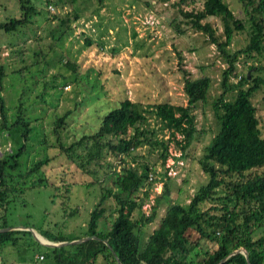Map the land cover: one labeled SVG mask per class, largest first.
<instances>
[{"label": "rangeland", "instance_id": "1", "mask_svg": "<svg viewBox=\"0 0 264 264\" xmlns=\"http://www.w3.org/2000/svg\"><path fill=\"white\" fill-rule=\"evenodd\" d=\"M46 1L31 0L39 11L31 23L16 32L0 30L1 61L5 64L1 95L8 119L12 120L16 106L21 103L24 116L30 120L26 149L18 157L19 165L9 175L10 185L15 188L4 205L8 227H13L15 234L11 242L0 246V264H60L56 259L58 254H62L65 264H68L67 258L76 252L74 245L55 250L38 243L33 234L44 242L46 240L40 234L67 240L87 236L90 212L99 201L102 185H110L109 175L104 170L99 175L84 174L64 155H57L52 127L55 118L67 109L73 111L61 132L66 144L83 133L94 132L103 114L117 106V101L124 97L142 104L163 101L185 104L177 52L182 55L184 66L193 78L208 76L211 79L206 101L198 102L193 111L198 132L186 155H180L173 143L169 146L174 161L172 175H165L166 169L156 161V152H150L146 146L133 153L136 161L147 160L156 166L151 197L161 192L164 184L170 188L156 220L141 229V248L167 206L173 202L187 203L207 182L208 177L197 159L219 129L212 102L222 91L221 74L226 63L207 35L194 29L191 22L181 15L177 5L179 0H104L101 6L95 1L79 0L75 6L80 9L81 17L73 21L62 35L63 25L53 19L52 14L61 8L69 11L72 5L65 2L59 7L51 2L54 11ZM222 1L235 17L244 22V29L234 33L229 46L230 51H235L247 43L251 25L239 0ZM188 3L181 7L188 11L201 9V0ZM20 16L18 0H0V23ZM208 21L216 28V34L222 37L221 20L212 17ZM87 38L91 45L86 44ZM41 49L46 54L47 66L38 64L19 70L33 62L36 59L34 53ZM254 56L248 59L239 56L237 75L230 78L231 82L238 81L248 72L255 73L248 69L251 64L264 66V53L263 56ZM66 61L73 63L75 69L66 66ZM21 93L23 99L19 101ZM233 95V92L227 93L228 98ZM251 101L264 134V85L253 93ZM147 115L145 127L155 129L160 137L166 134L165 129L160 130L158 119L152 114ZM20 133V128H14L0 134V154L20 146ZM46 157L53 159L39 171L25 175L26 166ZM117 159H108L116 169ZM259 171H264V167ZM89 181L92 182L89 184ZM159 182H162L161 186ZM104 206V218L98 222L100 230L109 226L108 221L115 214L116 205L111 197L105 200ZM139 215L137 211L133 213L136 219ZM256 235H264V228ZM212 248L211 242L201 240L198 247H191L187 260L190 264H199L205 251ZM40 255L44 258L39 259ZM75 258L80 260L81 256ZM95 260L94 264H107L100 255Z\"/></svg>", "mask_w": 264, "mask_h": 264}, {"label": "trees", "instance_id": "2", "mask_svg": "<svg viewBox=\"0 0 264 264\" xmlns=\"http://www.w3.org/2000/svg\"><path fill=\"white\" fill-rule=\"evenodd\" d=\"M77 1L79 0L46 1L53 10L55 7L50 5L51 2L59 7L65 2L72 5L69 11L61 8L52 14V18L63 25L60 35L81 17L80 9L75 6ZM82 1H95L101 6L104 0ZM195 1L197 0H179V11L194 29L207 35L226 63L221 74L222 91L212 102L219 129L197 159L201 170L208 177L207 182L196 190L187 203L173 202L168 205L144 247H140L142 227L156 220L162 202L170 194V188L164 184L162 191L154 196L148 213H145L142 207L148 202L156 181V178L148 181V174L153 172L156 175V166H152L147 160L136 161L133 153L146 146L150 152H156V161L164 166L169 156V146L173 143L180 155L185 156L198 132L193 111L198 102L206 101L211 83L208 76L193 78L185 68L180 52H177V63L186 97L185 104L168 101L142 104L124 97L117 101V106L103 114L94 132L83 133L66 144L61 132L67 126V118L73 111L67 109L55 118L52 127L58 148L57 155H64L84 174L99 175L104 170L110 179L109 186L102 185L99 201L90 212L86 234L107 240L109 246L94 239L76 244V252L67 258L70 260L68 264H94L98 255L107 264H117L113 252L122 264H190L187 255L191 247L200 245L201 240L211 242L213 248L205 251L199 264H217L238 248L246 250L250 264H264V235H256L264 228V171H259L264 167V134L260 129L256 107L251 101L253 93L264 85V71L261 74L264 66L251 64L248 69L255 73H250L249 78L244 74L238 81H230L232 76L237 75L236 62L239 56L243 55L247 59L255 57L254 55L263 56L264 0H239L251 30L247 43L235 51H230L229 46L234 33L244 29V22L235 17L222 0H201L199 10L188 11L181 7ZM18 2L21 16L0 23V30L16 32L31 23L32 17L39 13L31 0ZM212 17L221 20L222 37L216 34V28L208 21ZM86 44L91 45L92 42L87 38ZM1 52L0 46V134L20 128L22 138V143L16 150L10 148L0 154V228H5L9 224L4 203L15 188L10 185L9 175L19 165L18 157L26 149L30 120L24 116L21 103L16 106L12 120L8 119L1 95L5 76ZM34 54L36 59L19 70L49 64L45 61L46 54L42 49ZM42 58L44 62H41ZM65 65L75 69L74 64L69 61ZM228 92L234 93L232 98L227 97ZM22 93L19 101L23 99ZM147 114L158 119L160 130L165 129L164 133L167 135L160 137L155 129L145 127ZM109 157L118 158V169L108 160ZM52 159L46 157L26 166L25 175L39 171ZM109 197L115 202V214L108 221L109 226L100 230L98 222L104 218V203ZM136 211L140 214L138 219L133 217ZM14 232H0V246L11 242ZM40 235L52 241L67 240L59 236ZM54 249L64 250V247ZM75 256H81V259L76 260ZM56 259L60 264H65L62 254L56 255ZM221 264H247V260L242 253H235Z\"/></svg>", "mask_w": 264, "mask_h": 264}, {"label": "water", "instance_id": "3", "mask_svg": "<svg viewBox=\"0 0 264 264\" xmlns=\"http://www.w3.org/2000/svg\"><path fill=\"white\" fill-rule=\"evenodd\" d=\"M249 74H250V72H248V78H249ZM12 228H13V227L0 228V232H2V231L12 230ZM28 230L31 231V229H28ZM32 233H33V232H32ZM36 233H37V232H36ZM33 237L35 238V240H36L38 243H40V244H42V245H45V246H48V247H54V248H55V247H64V246H67V245H76V244L83 243V242H85V241H89V240H92V239H94V240H98V241H102V242L105 243L107 246H109L107 240L102 239V238L97 237V236H94V235H88V236H85V237H83V238L76 239V240H65V241H52V240H49V239H46V238H45V239H46L45 242L41 241V240H40L35 234H33ZM112 252H113V251H112ZM235 253H242V254L245 256L246 260H247V264H250V263H249V260H248L247 252H246V250H245L244 248H238V249H235V250L231 251L230 253H228L227 256H225L224 258H222V259L220 260V262H218L217 264H221V263H223V262H224L229 256H231V255H233V254H235ZM113 254H114V258H115L117 264H122V263L120 262V260L118 259L117 255H116L114 252H113Z\"/></svg>", "mask_w": 264, "mask_h": 264}, {"label": "built area", "instance_id": "4", "mask_svg": "<svg viewBox=\"0 0 264 264\" xmlns=\"http://www.w3.org/2000/svg\"><path fill=\"white\" fill-rule=\"evenodd\" d=\"M51 8V7H50ZM52 9V8H51ZM53 10V9H52ZM66 87H69V86H66ZM65 87V88H66ZM170 148V147H169ZM173 153L170 151V149H169V156L166 158V161H165V164H164V168L166 169L165 170V173H166V175H172V171H173V168H172V165H173ZM154 178H156V175H154V173L153 172H150L149 174H148V181H152ZM159 184H160V186L162 185V182H159ZM152 202H153V197H151V196H149V199H148V202H146L144 205H143V207H142V209H143V211L144 212H146V213H148V211H149V209H150V206H151V204H152ZM43 258V256L42 255H40L39 256V259H42ZM0 263H1V261H0Z\"/></svg>", "mask_w": 264, "mask_h": 264}, {"label": "bare ground", "instance_id": "5", "mask_svg": "<svg viewBox=\"0 0 264 264\" xmlns=\"http://www.w3.org/2000/svg\"><path fill=\"white\" fill-rule=\"evenodd\" d=\"M46 240V239H45ZM42 241V240H41ZM44 242V241H43Z\"/></svg>", "mask_w": 264, "mask_h": 264}, {"label": "crops", "instance_id": "6", "mask_svg": "<svg viewBox=\"0 0 264 264\" xmlns=\"http://www.w3.org/2000/svg\"><path fill=\"white\" fill-rule=\"evenodd\" d=\"M154 229V228H153Z\"/></svg>", "mask_w": 264, "mask_h": 264}]
</instances>
